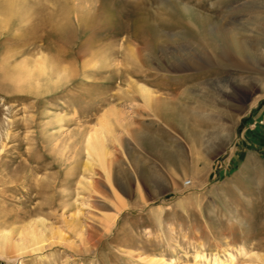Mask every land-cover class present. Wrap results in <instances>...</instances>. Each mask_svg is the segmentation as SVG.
I'll return each mask as SVG.
<instances>
[{
  "label": "rangeland",
  "instance_id": "374dc122",
  "mask_svg": "<svg viewBox=\"0 0 264 264\" xmlns=\"http://www.w3.org/2000/svg\"><path fill=\"white\" fill-rule=\"evenodd\" d=\"M25 2L0 34V235L43 247L0 264H264V0ZM41 53L66 71L20 89ZM111 109L103 168L85 141Z\"/></svg>",
  "mask_w": 264,
  "mask_h": 264
},
{
  "label": "bare ground",
  "instance_id": "6f19581e",
  "mask_svg": "<svg viewBox=\"0 0 264 264\" xmlns=\"http://www.w3.org/2000/svg\"><path fill=\"white\" fill-rule=\"evenodd\" d=\"M26 5H27V3L25 2V0H0V34H2L5 30L9 29L14 24L15 21L23 19V16L21 14L28 13V18L30 16V14L33 15V13H34L33 9H32L33 12L30 11L26 7ZM35 14H36V12H35ZM39 14H40V12L38 13V16H39ZM35 17L37 18V15ZM40 17H42V16H40ZM32 18H34V17H32ZM50 18L54 19V15H53V17L50 16ZM46 20L48 22H45V23L48 24L50 22V19L48 20V18H47ZM230 39L232 40L231 41L232 42L231 46H234L238 50L241 49L243 52L248 50L244 45L236 43V42H233V38L232 37ZM232 50H234V49H232ZM41 54L42 55H40L36 59L32 58L33 59L32 61L23 60L20 63V65L17 67L19 72H17V71L16 72L19 75L14 80L18 84L19 88H20L21 85L28 84L30 82V80L32 79V77L35 75V73L38 74V75H40V74H42V75L45 74L46 75L47 72H52L54 70H57L56 72H60V71L65 72L66 71L64 69L58 70L57 68H59V65H58L59 63H57L55 61H54V63H51V62L48 61V59H47L48 57L46 58V57L43 56V53H41ZM242 55H244V54H242ZM64 68H66V67H64ZM58 78H61V77H58ZM62 78H64V77H62ZM60 80L61 79H58L57 82H59ZM141 92H142V95L145 98H149L150 95L148 94V92H149L148 90H146L144 88H141ZM170 109H171V107H170ZM172 111H174V110H172ZM116 114L117 113H116V111L114 109H111V110L105 112L102 115V117L100 118L99 125L97 126V128L94 131H92V133L87 137V139L85 141V148H86V151H87V155L89 156L90 159H91V157L92 158H96L97 160L96 159L95 160L97 161V163L99 162L98 164H100L103 168H104V163H103V161H104V150H103L104 148L103 147L104 146L102 144V138L104 137L103 135H104L105 132H109V130L111 128L110 119L111 118H115ZM209 116H211V114H209ZM209 116H208V118H209ZM237 117H238V115H236V114H234L232 116L231 120H232L233 127H235L237 125ZM209 122L212 123V121H209ZM207 123H208V121H207ZM190 126H191V124H190ZM193 130L187 126V127H185L184 131L189 133L191 136H195L196 133ZM196 132H197V130H196ZM198 134H199V132H198ZM206 134H208V133H206ZM196 137H197V135H196ZM198 138H200L199 135H198ZM228 138L224 139V137H223V140H220V142H218V144H220V145H218L219 149L221 148V146L227 145V143L230 140ZM106 175H107V173H106ZM116 185H117V183H116ZM42 242H43L42 234L39 233V232H36L35 227L32 226V225H29L28 227L24 228L21 231V237L19 238V240L15 241L13 243H11L9 241V235L8 234H6V233L4 234L3 233V234L0 235V248H2L4 246V244L7 245V243L8 244L10 243L12 245V247L14 248V252L17 254L18 258H22V257H24V256H26L28 254H32V253L40 251L42 249V247H43V245H42L43 243ZM241 253L242 254H246V251L242 250ZM195 258L200 260L201 259V255L199 253H197ZM215 263H216V260L214 261V264ZM230 263L231 264H237L238 262L236 261V258L231 256Z\"/></svg>",
  "mask_w": 264,
  "mask_h": 264
}]
</instances>
